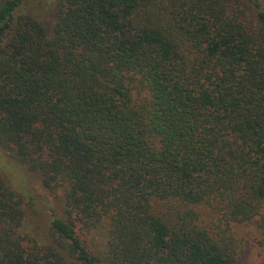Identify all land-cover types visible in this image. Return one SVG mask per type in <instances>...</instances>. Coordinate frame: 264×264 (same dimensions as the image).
<instances>
[{"label":"trees","instance_id":"16d2710c","mask_svg":"<svg viewBox=\"0 0 264 264\" xmlns=\"http://www.w3.org/2000/svg\"><path fill=\"white\" fill-rule=\"evenodd\" d=\"M19 3L0 4V146L62 212L26 239L0 176V264H238L230 224L264 229V8L52 0L43 23ZM97 227L101 256L78 234Z\"/></svg>","mask_w":264,"mask_h":264},{"label":"rangeland","instance_id":"374dc122","mask_svg":"<svg viewBox=\"0 0 264 264\" xmlns=\"http://www.w3.org/2000/svg\"><path fill=\"white\" fill-rule=\"evenodd\" d=\"M264 8V0H255ZM3 0H0V4ZM52 0H20L16 9L18 15L32 16L43 23L50 20L49 6ZM0 176L5 185L19 195L17 200L23 211L22 221L17 231L26 239L44 243L48 236L51 214L61 215L60 191H50L40 183L34 172L15 159L0 146ZM199 221L209 222L212 213L206 209L197 211ZM259 215L248 222L230 224V232L236 240L238 264H264V229L260 226ZM85 245L96 255L101 256L106 244L104 227L88 231H78Z\"/></svg>","mask_w":264,"mask_h":264}]
</instances>
